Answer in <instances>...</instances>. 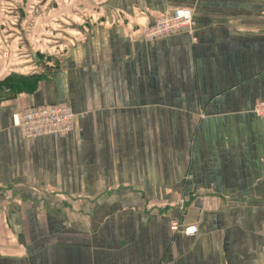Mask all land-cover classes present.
Here are the masks:
<instances>
[{
    "label": "crops",
    "instance_id": "0c3cea01",
    "mask_svg": "<svg viewBox=\"0 0 264 264\" xmlns=\"http://www.w3.org/2000/svg\"><path fill=\"white\" fill-rule=\"evenodd\" d=\"M176 7L191 33L143 37ZM7 76L0 264H264V0H0ZM48 103L70 132L12 125Z\"/></svg>",
    "mask_w": 264,
    "mask_h": 264
},
{
    "label": "built area",
    "instance_id": "2783aa9c",
    "mask_svg": "<svg viewBox=\"0 0 264 264\" xmlns=\"http://www.w3.org/2000/svg\"><path fill=\"white\" fill-rule=\"evenodd\" d=\"M193 11L188 7H176L170 13L160 16L142 30L147 40H155L177 32L192 31ZM252 112L264 119V98L255 101ZM75 114L66 104H41L28 107L11 116L12 125L17 127L25 137L35 138L49 134H66L73 128ZM170 229L184 235H194L195 225H181L177 221L170 223Z\"/></svg>",
    "mask_w": 264,
    "mask_h": 264
},
{
    "label": "rangeland",
    "instance_id": "374dc122",
    "mask_svg": "<svg viewBox=\"0 0 264 264\" xmlns=\"http://www.w3.org/2000/svg\"><path fill=\"white\" fill-rule=\"evenodd\" d=\"M57 28V27H56ZM20 59H18V62L20 63V61H19ZM21 62H25V63H27V64H32V60H31V58H29L28 56H24L23 55V59H21ZM21 64V63H20ZM26 64V65H27ZM29 64V65H30ZM25 68V67H24ZM22 69V67H21V69H22V71H26V69ZM14 77V81H18L19 83H17L16 84V88H17V90L19 89V88H22V89H25L26 87H27V85H25V83L27 84V81H25V80H22V78H19V77H17L16 78V76H13ZM19 78V79H18ZM20 80L22 81V82H20ZM29 82V81H28ZM7 90H3V92H2V95L4 96V95H6V94H9L10 92H6Z\"/></svg>",
    "mask_w": 264,
    "mask_h": 264
},
{
    "label": "trees",
    "instance_id": "16d2710c",
    "mask_svg": "<svg viewBox=\"0 0 264 264\" xmlns=\"http://www.w3.org/2000/svg\"><path fill=\"white\" fill-rule=\"evenodd\" d=\"M12 82H14V84H12ZM17 83H19V82L18 81H14V77L13 76H7L4 79L0 80V98H2V96H3L2 92H3L4 89H6L7 87H11V86H13V85H15Z\"/></svg>",
    "mask_w": 264,
    "mask_h": 264
},
{
    "label": "water",
    "instance_id": "95a60500",
    "mask_svg": "<svg viewBox=\"0 0 264 264\" xmlns=\"http://www.w3.org/2000/svg\"><path fill=\"white\" fill-rule=\"evenodd\" d=\"M34 56V54H32Z\"/></svg>",
    "mask_w": 264,
    "mask_h": 264
}]
</instances>
